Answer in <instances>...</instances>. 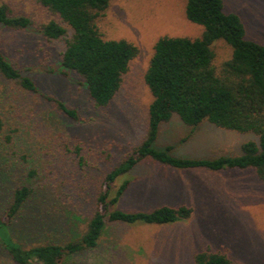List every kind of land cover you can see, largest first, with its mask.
Wrapping results in <instances>:
<instances>
[{
    "label": "rangeland",
    "instance_id": "1",
    "mask_svg": "<svg viewBox=\"0 0 264 264\" xmlns=\"http://www.w3.org/2000/svg\"><path fill=\"white\" fill-rule=\"evenodd\" d=\"M223 2L226 11L241 17L247 38L264 44V0ZM1 3L15 14L28 15L34 24L29 30L0 28V50L33 78L40 92L76 108L79 117L65 115L40 94L0 77V116L5 122L0 134V216L15 187L27 184L49 199L45 224L52 228L58 219L61 224L69 219L72 224H65L64 231L69 225L70 238H78L96 209L106 173L145 133L153 97L144 76L155 43L163 36L194 39L204 27L187 18L186 0H111L98 19L100 31L105 38L132 42L139 53L112 103L100 108L93 104L81 77L62 73L63 43L48 42L38 32L51 19L67 25L38 0ZM213 49V63L220 73L232 49L223 40H217ZM248 140L258 141L259 136L210 122L191 133L174 115L162 125L156 144H172L179 155L213 157L240 154ZM30 169L36 174L29 175ZM130 176L132 183L118 203L120 208L186 204L193 208L191 216L172 224L109 223L99 244L73 255L69 264H194V255L205 249L224 252L234 263L264 264V180L253 168L178 169L147 159ZM16 222L17 227L20 219ZM31 222L43 225L34 216ZM17 229L14 237L24 246L68 239L63 226L43 235ZM0 264H16L1 246Z\"/></svg>",
    "mask_w": 264,
    "mask_h": 264
},
{
    "label": "trees",
    "instance_id": "2",
    "mask_svg": "<svg viewBox=\"0 0 264 264\" xmlns=\"http://www.w3.org/2000/svg\"><path fill=\"white\" fill-rule=\"evenodd\" d=\"M38 1L67 25L51 19L38 27V32L48 42L63 43L62 73L81 77L93 104L107 108L120 90L131 60L139 53L132 42L105 38L100 31L98 19L104 15L111 0ZM185 13L191 22L204 27L203 33L194 39L163 36L155 43L144 76L153 97L145 133L123 160L106 173L104 187L96 198V209L81 236L70 238L69 225L64 231L67 224H72L69 219L63 224L58 219L52 228L45 224L49 202L46 195L35 194V188L27 184L15 187L9 205L0 216V246L16 264H69L73 255L96 247L107 224L112 222L160 225L188 219L193 208L186 204L130 210L118 206L132 183L130 175L144 160L178 169L253 168L264 180V44L247 38L241 17L226 11L223 0H186ZM33 24L28 15L15 14L8 4H0V28L29 30ZM217 40L225 41L232 49L231 58L223 63L220 73L213 63V44ZM0 77L17 82L26 91L40 94L65 115L78 119L76 108L40 92L33 78L7 59L1 50ZM174 115L190 127L191 133L210 122L225 129L254 132L259 140L245 141L242 152L236 155H179L173 151L172 144L164 147L156 144L162 125ZM4 128L5 122L0 116V134ZM6 140L10 141L11 135L7 134ZM76 149L79 152L80 148ZM28 174L33 176L36 171L30 169ZM117 181L120 182L116 185ZM33 216L43 225L32 223ZM17 219L24 224L16 227ZM62 226V234L68 237L65 241L50 240L24 246L14 237L16 228L43 235ZM194 264L242 263H234L224 252L205 249L194 255Z\"/></svg>",
    "mask_w": 264,
    "mask_h": 264
}]
</instances>
